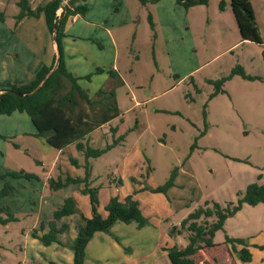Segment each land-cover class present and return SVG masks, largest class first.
<instances>
[{"label":"rangeland","instance_id":"374dc122","mask_svg":"<svg viewBox=\"0 0 264 264\" xmlns=\"http://www.w3.org/2000/svg\"><path fill=\"white\" fill-rule=\"evenodd\" d=\"M16 1L0 0V89L28 84L37 64L50 70L57 52L43 14L28 16L36 23L33 31L17 29ZM47 1L30 3L35 9ZM251 2L262 43L242 39L231 0L188 8L177 0L81 1L88 10L68 17L65 58H76L70 69L79 75L106 69L84 80L92 98L114 86L109 69L119 72L120 115L90 139L93 147L111 146L93 158L75 144L58 150L34 135L26 112L0 114V192L13 187L0 195V209L16 217L0 222L1 264H75L83 218L93 216L88 187H97L102 215L112 198L124 202L131 195L146 223L118 220L94 232L82 264H172L171 249L188 244V231L178 232L185 218L206 203H237L239 192L264 183V0ZM6 79L13 81L8 87ZM174 170L175 184L166 193L154 191ZM68 176L78 181L52 188V180ZM68 197L76 212L57 220L54 211ZM53 220L68 224L57 241L34 237V230L48 232ZM227 237L244 239L252 261H243L237 251L242 246ZM213 240L216 245L199 251L198 263L264 264V203L243 204Z\"/></svg>","mask_w":264,"mask_h":264},{"label":"trees","instance_id":"16d2710c","mask_svg":"<svg viewBox=\"0 0 264 264\" xmlns=\"http://www.w3.org/2000/svg\"><path fill=\"white\" fill-rule=\"evenodd\" d=\"M64 1L48 0L45 4L34 9L30 0H19L20 11L16 16L17 20L19 21L25 16L40 17L43 14L48 30L55 36L60 57L54 56L50 70L57 63L55 70L35 92L30 93L39 86L46 74L31 80L25 85L13 84L8 88L0 89V114L10 115L15 111L26 112L35 126L34 135L44 138L50 146L63 150L75 144L77 149L84 152L87 158L99 157L111 145H108L107 148L93 147L90 143L91 134L96 128L109 123L120 115L121 111L116 88L118 84L123 83V80L116 69H109L110 78L116 80L114 86L110 89L100 88L96 92V98H92L88 90L83 88L80 80L91 81L94 75L105 72L106 69L98 67L95 72L89 73L84 77H77L69 71L62 43L63 37L66 36L65 25L69 16L84 14L88 10V6L85 3H79L84 0H68V4L64 8ZM140 1L143 4H148L160 0ZM177 1L188 8L197 4H206L209 0ZM231 6L242 39L262 43V36L251 0H231ZM61 7H63V11L58 16L57 11ZM83 100L92 108L91 113L83 106ZM112 129L115 134L117 128ZM72 162L76 165L78 164L75 158L72 159ZM176 172L177 170H174L171 178L164 185L155 188L154 191L166 193L175 184ZM24 174L32 177L31 174L25 172ZM75 181H78V179L68 176L65 181L62 179L52 180L51 186L58 190ZM12 189V186L6 185L1 190L0 195L8 194ZM84 192H89L91 195L93 216L91 218H83L82 233L76 242L75 264H82L85 246L94 232L106 230L114 221L118 220L126 223L136 220L140 227L146 223L138 201L134 200L131 195L127 196L124 202L117 198H112L106 206L108 214L104 216L98 210L97 187H88L84 189ZM238 196L237 203L231 201L225 206L216 201L212 205L206 203L205 206L199 207L182 221V229H179L178 232L182 234L184 230L188 231V244L183 248L175 247L171 249L170 258L172 264H200L196 260L199 251L206 246L216 245L213 238L218 230L223 229L229 216L240 211L245 203L250 205L264 203V183H252L245 192H239ZM76 209L75 200L72 197H68L64 204L54 211V217L57 220H61L64 216L74 214ZM3 211H7L8 216L3 217L0 215L1 223L6 224L16 220L9 208L0 209V212ZM211 217H215L216 220L210 222L209 218ZM49 225L50 229L48 232H42L40 235L38 230H34L33 234L35 238L46 244L57 241L58 234L68 228L67 223L58 225L54 220ZM43 229L44 224L41 227L42 231ZM227 242L241 245L242 247L238 250L236 244L233 245V248L239 252L243 261H252V252L244 239L227 237Z\"/></svg>","mask_w":264,"mask_h":264},{"label":"crops","instance_id":"0c3cea01","mask_svg":"<svg viewBox=\"0 0 264 264\" xmlns=\"http://www.w3.org/2000/svg\"><path fill=\"white\" fill-rule=\"evenodd\" d=\"M32 2V1H31ZM16 3L18 4V0L16 1ZM81 3V2H80ZM32 4V3H31ZM33 7V6H32ZM19 11H20V9H19ZM19 11H17L16 12V15L19 13ZM62 11H63V7H61V9H60V12L62 13ZM15 15V16H16ZM43 17V15L41 16V18ZM28 16H25L24 18H22L21 20H19L18 21V24H17V29H19L20 27H25V29H27L28 31H33V29H34V27L36 26V23L35 22H33V21H29L28 20ZM57 46V45H56ZM57 51V50H56ZM56 54H57V52H56ZM55 54V55H56ZM34 55V52H32L31 51V57ZM54 55V56H55ZM35 57V56H34ZM34 57H33V59H34ZM29 58H27V60H28ZM66 64H67V66H68V69L70 70V72L72 71V69H70L71 68V66H73L72 64H76V58L73 56V55H71V54H67V57H66ZM39 64H37V66H36V69L35 70H33V72H29L30 74H32V76H34V77H32L31 79H29V77H26V78H28V80H33V79H35V78H39V77H41V76H43L44 74H47L48 72H50V70H48V65H46V64H43L42 66H40ZM105 69V68H104ZM73 73H74V71H72ZM106 72V71H105ZM105 72H102L101 74H104ZM29 74V75H30ZM74 74H76L75 76H77V77H84L83 75H79L78 73H74ZM97 75V74H96ZM100 75V74H99ZM7 81H6V83H5V86H10L9 84L10 83H12L10 80H8V79H6ZM25 79H23V80H21V81H24ZM84 80L85 79H81L80 80V83H81V85L83 86V88H87V87H85L84 86ZM90 82V81H89ZM3 86V85H2ZM116 119V118H115ZM114 120V119H113ZM112 120V121H113ZM112 121H110L109 123H107V124H110ZM107 124H104V125H102L101 127H103V126H105V125H107ZM97 129V128H96ZM95 129V130H96ZM94 130V131H95ZM36 131V130H35ZM35 131H34V133H35ZM94 131L92 132V134H91V137H92V135H93V133H94ZM69 148V146L67 147V148H65V149H63V150H66V149H68ZM62 150V151H63ZM59 208V207H58ZM34 240H37V239H35V238H33ZM1 264V263H0Z\"/></svg>","mask_w":264,"mask_h":264},{"label":"water","instance_id":"95a60500","mask_svg":"<svg viewBox=\"0 0 264 264\" xmlns=\"http://www.w3.org/2000/svg\"><path fill=\"white\" fill-rule=\"evenodd\" d=\"M57 57H60V55H59V51H58V46H57ZM56 66H57V63H56V65H55V67L54 68H52L51 70H50V72H48L47 74H46V76H45V78H44V80L39 84V86H37L32 92H30V93H33V92H35L39 87H41L42 85H43V83L46 81V79L51 75V73L55 70V68H56ZM29 94V93H28ZM27 95V94H26Z\"/></svg>","mask_w":264,"mask_h":264},{"label":"built area","instance_id":"2783aa9c","mask_svg":"<svg viewBox=\"0 0 264 264\" xmlns=\"http://www.w3.org/2000/svg\"><path fill=\"white\" fill-rule=\"evenodd\" d=\"M67 2H68V0H67ZM60 9H61V8H60ZM60 9L57 11L58 16L61 15Z\"/></svg>","mask_w":264,"mask_h":264}]
</instances>
